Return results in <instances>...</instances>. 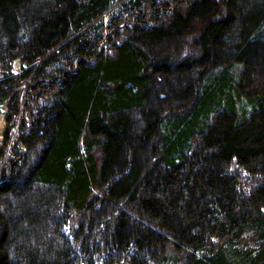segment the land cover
I'll return each mask as SVG.
<instances>
[{"label": "trees", "instance_id": "trees-1", "mask_svg": "<svg viewBox=\"0 0 264 264\" xmlns=\"http://www.w3.org/2000/svg\"><path fill=\"white\" fill-rule=\"evenodd\" d=\"M0 264H264V0H0Z\"/></svg>", "mask_w": 264, "mask_h": 264}, {"label": "rangeland", "instance_id": "rangeland-1", "mask_svg": "<svg viewBox=\"0 0 264 264\" xmlns=\"http://www.w3.org/2000/svg\"><path fill=\"white\" fill-rule=\"evenodd\" d=\"M3 131H4V120H3V115L0 114V145L2 141Z\"/></svg>", "mask_w": 264, "mask_h": 264}]
</instances>
